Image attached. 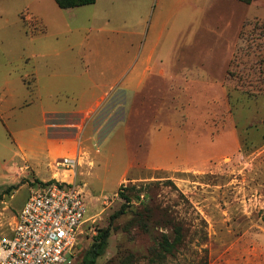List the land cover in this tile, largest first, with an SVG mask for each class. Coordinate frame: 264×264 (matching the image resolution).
Here are the masks:
<instances>
[{"label": "rangeland", "instance_id": "374dc122", "mask_svg": "<svg viewBox=\"0 0 264 264\" xmlns=\"http://www.w3.org/2000/svg\"><path fill=\"white\" fill-rule=\"evenodd\" d=\"M96 7L115 30L89 33L90 43L109 47L101 55L137 53L131 72H139L145 44L154 41L152 61H163L166 78L158 76L157 65L133 100L116 92L104 106L114 110L96 132L80 138L75 179L83 185L87 211L66 264H82L97 230L108 225V244L96 264H122L126 257L130 264H264L262 83L250 59L243 78L227 73L242 23L264 21V0H98ZM89 9L78 26H88ZM29 12L44 16L51 29L64 23L53 0H0V84L9 73V103L29 104L9 113L0 105V241L10 237L29 189L53 172L62 178L55 161L73 154L65 147L48 154L36 139L44 120L35 96L20 89L34 65V44L20 18ZM130 27L137 33L129 34ZM86 32L55 35L52 44L73 43ZM131 62L121 70L124 81ZM104 82L107 92L116 87L109 77ZM53 102L71 101L57 94ZM20 165L29 169L14 175ZM119 191L131 202L112 217L125 203ZM141 220L145 228L136 222ZM175 226L181 243L163 261L154 260L155 242L161 233L171 240Z\"/></svg>", "mask_w": 264, "mask_h": 264}, {"label": "crops", "instance_id": "0c3cea01", "mask_svg": "<svg viewBox=\"0 0 264 264\" xmlns=\"http://www.w3.org/2000/svg\"><path fill=\"white\" fill-rule=\"evenodd\" d=\"M53 2L55 3L54 0ZM97 4L98 0H95L93 3L81 6L59 7L63 10L64 23L60 26L56 23L55 29L52 28L53 31H51L50 22L41 14L36 12L31 14L29 12L28 15L20 13L23 32L34 44L32 46L34 54L33 71L29 75L21 77L20 80L23 84L21 83L20 89L24 93L30 91L35 96L38 105L36 110H40L44 120L43 131L36 129V139L39 138L42 143L44 142L49 155L62 147H65L69 153H75L80 146V138L83 135L85 137L89 129L96 132L103 122L101 118L114 110L111 107H104L114 94L122 91L130 101L133 100L138 86L143 83L147 74H151L157 65L156 73L158 76L166 78L163 61L161 59L158 60L159 63L156 60L152 61L156 47L154 41L145 44V52L140 62L139 67L141 69L139 72L138 70L135 73L131 72L134 68L136 69L137 53H134L132 58L127 49L124 50L123 58H118L115 55H101L102 52L108 51L107 48L109 47H99L96 43H90L89 33L115 30L107 26L108 21L106 19L108 18L99 12L96 7ZM55 5L58 7L56 3ZM29 7L32 6L30 4L25 5L26 9H31ZM87 8H90V13L86 19L88 26H78L79 19ZM26 20L31 21L33 25L29 26L30 23H26ZM74 23L76 24L74 25ZM86 27L88 32L81 39L73 43L52 44V37L55 35L73 32L80 28L86 29ZM116 31L122 30L117 29ZM136 33L137 28L135 30L132 27L129 28V34ZM131 60L129 78L124 81L121 78L123 73L121 70L123 69L125 72L126 66ZM176 68H178L177 65ZM8 75L10 76L9 73ZM6 76L2 78L3 84H0V105L4 112L9 113L15 107L19 108L26 105L28 107L29 104L26 102L13 105L9 103L13 97V88L8 86L9 78ZM105 77H109L110 83L116 85L109 92L104 89ZM57 94H63L65 98L71 101L70 104L57 106L53 102V98ZM50 129L53 130L50 131ZM24 169H29V166H18L14 175L21 176ZM54 173L56 172H53L50 178L54 177Z\"/></svg>", "mask_w": 264, "mask_h": 264}, {"label": "built area", "instance_id": "2783aa9c", "mask_svg": "<svg viewBox=\"0 0 264 264\" xmlns=\"http://www.w3.org/2000/svg\"><path fill=\"white\" fill-rule=\"evenodd\" d=\"M79 154L55 161L62 178L37 182L0 241V264H66L79 244L87 211L83 185L75 179Z\"/></svg>", "mask_w": 264, "mask_h": 264}, {"label": "trees", "instance_id": "16d2710c", "mask_svg": "<svg viewBox=\"0 0 264 264\" xmlns=\"http://www.w3.org/2000/svg\"><path fill=\"white\" fill-rule=\"evenodd\" d=\"M55 3L60 8H69L75 6H81L85 4L93 3L95 0H54ZM249 2L250 0H245ZM33 25V23H30ZM252 55V58L250 56ZM253 57H256L253 59ZM251 61L250 68L258 65V73L261 78V93L264 94V21L253 19L245 20L242 23L241 29L238 32L237 44L233 52L232 59L230 61V69L227 73L230 76H236L238 79L243 78V70L247 67L246 65ZM254 60V61H253ZM243 65V68L241 67ZM234 66V68L232 67ZM236 70L235 68L239 67ZM242 72V73H241ZM42 182V181H38ZM14 186V185H13ZM120 196L125 200L118 211L112 215V217L117 216L124 212L126 203L131 202L129 195L123 191H119ZM141 227L145 228V223L141 221H136ZM174 237L170 240L166 233H161L160 239L155 242V246L152 248V255L154 260L163 261L166 255L172 253L173 250L181 243L180 227L175 226ZM110 225L100 228L97 230L96 235L93 238L91 245L86 249L82 257V264H96L98 257H100L106 250L108 244V238L110 235ZM122 264H130V258L126 257L122 260Z\"/></svg>", "mask_w": 264, "mask_h": 264}]
</instances>
